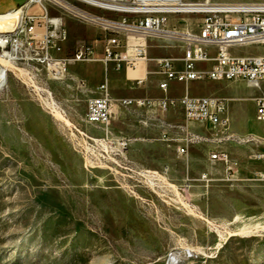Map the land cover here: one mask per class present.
Returning <instances> with one entry per match:
<instances>
[{"label":"rangeland","instance_id":"rangeland-1","mask_svg":"<svg viewBox=\"0 0 264 264\" xmlns=\"http://www.w3.org/2000/svg\"><path fill=\"white\" fill-rule=\"evenodd\" d=\"M15 6L13 0H0V13ZM50 14L60 15L55 10ZM63 29L67 39L61 49L68 57L83 44L97 45L100 37L95 27L70 16ZM60 50L52 49V56L59 57ZM236 51L255 54L262 49ZM27 55L33 58L10 61L14 67L0 63L6 72L0 86V264H168L172 252L175 262L169 264H264V179L258 177L264 161L250 158L256 144L224 141L222 148L235 161L230 169L209 161L211 141L194 143L179 155L175 141L162 140L167 113L144 126L142 113L128 109L124 118H113L111 133L131 139L127 156L134 165L168 169L174 184L156 191L137 185V194L131 193L127 184L133 181L92 167L85 159L87 149L71 144L63 124L32 87V80L46 85L58 100L54 84L60 80L47 79L34 52ZM194 84L200 93L216 97L225 95L227 85L240 90V96L256 91L239 79ZM240 105L248 112L249 103ZM172 125V136H181V124ZM190 126L207 136L199 123Z\"/></svg>","mask_w":264,"mask_h":264},{"label":"built area","instance_id":"built-area-1","mask_svg":"<svg viewBox=\"0 0 264 264\" xmlns=\"http://www.w3.org/2000/svg\"><path fill=\"white\" fill-rule=\"evenodd\" d=\"M20 26L2 51L9 52V61L17 58L31 60L28 51L34 52L37 60L46 69L47 79L64 80L71 61H88L100 58L106 69L109 65L117 71H136L141 63L153 62L155 72L163 78L159 87L165 93L170 81L190 83L193 81L245 80L262 91L255 98L256 117L264 123V53L236 54V47H264V1L217 2L212 0H26ZM52 10L60 15L50 14ZM66 16L95 27L100 32L96 40L103 46V55L98 57L95 44L83 46L71 57H54L51 50H60L67 39L63 29ZM180 21H183L180 23ZM36 27L40 30H36ZM161 41L166 46H178L184 51L182 68L168 56L150 57L149 40ZM9 47V51H8ZM210 49H214L212 56ZM19 55V56H18ZM212 62L208 69L198 68L199 63ZM3 74H6L3 70ZM137 83L143 79L137 78ZM1 86V85H0ZM32 87L48 112L59 120L74 147L87 149L85 159L92 167H105L111 173H120L131 193L137 194L135 186L144 185L156 191L160 185L173 189L168 169H153L134 165L127 156L131 139L115 137L111 133L113 118L119 110L134 109L142 113L140 123L148 126L157 115L171 108L183 110L184 123L179 125L181 136H172V124L164 122L160 128L161 139L176 142L179 155L188 153L190 145L211 141L208 159L212 164L223 163L232 169L235 161L221 144L233 139L230 133L231 116L229 99L216 96L196 97L185 94L181 97L161 98L123 97L111 95L108 78L99 86V95L88 99L86 123L99 126L104 135L94 136L68 117L67 109L58 101L46 85ZM60 114V118L56 114ZM193 122L207 130V136L191 128ZM239 142H253L256 148L250 158L264 161V135H249ZM100 149L101 152H96ZM89 151H91L89 153ZM264 179V170L258 172ZM189 256L193 253L188 251ZM175 253H169V257Z\"/></svg>","mask_w":264,"mask_h":264},{"label":"crops","instance_id":"crops-1","mask_svg":"<svg viewBox=\"0 0 264 264\" xmlns=\"http://www.w3.org/2000/svg\"><path fill=\"white\" fill-rule=\"evenodd\" d=\"M191 1V0H189ZM193 1V0H192ZM99 31V30H98ZM96 41V40H95ZM96 43V42H95ZM94 44V43H93ZM256 48H261L262 51L255 54H263L264 47L253 46ZM166 48L176 49L177 52L171 54H163L160 51ZM236 47L232 51L236 54H246L239 53L236 51ZM95 51L98 57L103 55V46L101 42L95 44ZM152 52V53H151ZM157 52V53H155ZM210 53L213 56L215 53L214 49H210ZM149 55L150 57L156 56H168L172 57L178 68H182V58L184 51L178 46H166L161 41L151 39L149 40ZM58 56L68 57V52L63 48L58 52ZM212 65V62L199 63L198 68L208 69ZM155 66L153 62L141 63L136 71H117L112 65L106 69L104 62L100 59L88 60V61H71L68 65V76L64 80H60L54 84V90L61 104L67 109L68 117L84 128L89 134L94 135L99 133L101 128L94 124L86 123L85 117L87 113V102L88 99L94 96H98L100 93L98 91V86L108 78L111 95L116 98L123 97H148V98H161L165 95L169 97H181L185 94L202 97L210 96L204 92L200 93L198 90V85L194 82L184 83L178 81H170L169 89L165 93L159 87V82L163 78L161 75L157 74L155 71ZM143 79L142 83H137L136 79ZM231 81V80H230ZM208 82V81H206ZM224 82V81H215ZM248 87H253L256 91L252 94L245 96H240L237 94L240 90H234V88L227 85L226 93L222 98H228L229 101V112L231 116V127L230 133L234 136L235 141H238L248 137L253 136H263L264 135V123L259 121L256 117V102L255 98L262 94V91L258 88L248 84ZM242 102L250 104L248 112L245 111ZM127 110H119L116 114L125 117V112ZM247 113V114H246ZM123 114V115H122ZM180 114V118H175L176 115ZM167 121L170 124L179 122V124L184 123L183 110L180 107L171 108L166 114ZM252 125H248V122ZM154 121L151 122L152 125ZM85 126L89 129H86ZM204 132L207 134V130L204 126H201ZM144 131H150L149 129L142 128ZM95 136V135H94ZM245 146H254L253 142H240Z\"/></svg>","mask_w":264,"mask_h":264},{"label":"bare ground","instance_id":"bare-ground-1","mask_svg":"<svg viewBox=\"0 0 264 264\" xmlns=\"http://www.w3.org/2000/svg\"><path fill=\"white\" fill-rule=\"evenodd\" d=\"M27 5H23L21 7H16L15 9H8L4 12L0 13V47H5L6 43L9 41V38L15 35L17 32L23 11L25 10ZM18 21V22H17ZM17 22V24H15ZM3 53L0 55V63L9 65L14 67L13 64L10 63L9 57L11 54L3 48ZM6 79V74H3V70L0 69V85L4 84V80ZM58 118H60V114H56ZM83 197V196H82ZM170 262H175V256L169 257ZM171 264V263H170Z\"/></svg>","mask_w":264,"mask_h":264},{"label":"water","instance_id":"water-1","mask_svg":"<svg viewBox=\"0 0 264 264\" xmlns=\"http://www.w3.org/2000/svg\"><path fill=\"white\" fill-rule=\"evenodd\" d=\"M13 2L17 5H22L26 2V0H13Z\"/></svg>","mask_w":264,"mask_h":264}]
</instances>
